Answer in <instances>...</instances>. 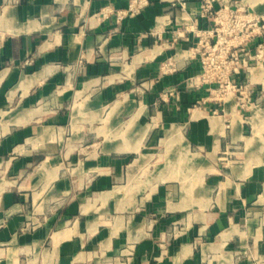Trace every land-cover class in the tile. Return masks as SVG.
Wrapping results in <instances>:
<instances>
[{"label":"crops","instance_id":"0c3cea01","mask_svg":"<svg viewBox=\"0 0 264 264\" xmlns=\"http://www.w3.org/2000/svg\"><path fill=\"white\" fill-rule=\"evenodd\" d=\"M127 1L0 0V264H264V122L187 87L198 61L159 73L173 50L155 35L208 26L200 0L98 15ZM174 143L198 184L162 167L120 195Z\"/></svg>","mask_w":264,"mask_h":264},{"label":"built area","instance_id":"2783aa9c","mask_svg":"<svg viewBox=\"0 0 264 264\" xmlns=\"http://www.w3.org/2000/svg\"><path fill=\"white\" fill-rule=\"evenodd\" d=\"M178 3L185 8L184 2ZM148 5L149 0H128L120 8L107 4L100 8L98 15L102 18L113 16L119 23L126 17L140 14ZM191 14V17H207L210 24L205 27L179 25L171 30L170 37L155 35L162 49L173 50L160 62L159 73L173 72L182 65L198 61L200 70L186 78L187 87L206 85L213 99L225 101L224 96L230 93L235 97V107L241 110L255 107L250 96L255 82L250 74L255 67L264 66V13H257L237 0H200ZM151 32L156 34L157 31ZM189 32L194 40H189ZM173 90L169 88L167 93L171 95Z\"/></svg>","mask_w":264,"mask_h":264},{"label":"rangeland","instance_id":"374dc122","mask_svg":"<svg viewBox=\"0 0 264 264\" xmlns=\"http://www.w3.org/2000/svg\"><path fill=\"white\" fill-rule=\"evenodd\" d=\"M258 67H260V66H258ZM258 70L260 71V69H258L256 67H255V69H252V72L250 74V78H251L252 82H256V81L263 82V83H260V89H261L262 84H264V81L260 77H256ZM254 86H255V84H254ZM229 95H230V98H229L230 102H232V105H235V101H234L235 97L233 94H230V93L226 94L224 96L225 100H227ZM258 96H260V95H258ZM217 97H218V95H217ZM251 100L254 102V105H256V106L252 107L253 117L251 119H248V120L250 122H264V106L259 107V102L256 101L255 97H253V99L251 98ZM236 110H241V109H240V107L237 106ZM242 110H244V109H242ZM182 144H186L188 150L192 153H196V152L200 151L195 145L188 143L185 138L184 139L182 138ZM179 149H180V147H179V144H177V143L171 144L168 148H165V146L164 147L162 146L161 150H160V146H158L155 151L151 152V153H153V160L151 161V163H153V167L152 168L148 167L147 168L148 171H147L144 164L141 163L140 172L138 174H136L135 176H132V181H129L126 183V186L129 188V191L128 190L122 191L120 193V195H124L125 193H126V195L134 194L136 192L138 193V191H136V190L144 185L145 180H148V182L150 183V181H152V179L159 178L158 174H159V171L161 170L162 167L166 168L168 171V175L166 177L167 180L179 179L182 181L183 184H189V183L198 184L199 175L201 174L200 172L202 171L201 166H198V167L192 168V169H188V170H186L185 173L181 174V170L183 172V167L186 166L187 159L181 160L180 163L177 161L178 155L180 153ZM179 168H182V169L180 170Z\"/></svg>","mask_w":264,"mask_h":264}]
</instances>
